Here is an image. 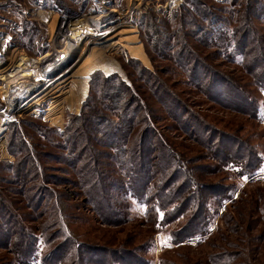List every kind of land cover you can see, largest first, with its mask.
<instances>
[{"label": "rangeland", "instance_id": "obj_1", "mask_svg": "<svg viewBox=\"0 0 264 264\" xmlns=\"http://www.w3.org/2000/svg\"><path fill=\"white\" fill-rule=\"evenodd\" d=\"M250 1L0 0V264H264V74L254 76L264 72V0H255L254 18L251 13L258 62L231 50L221 57L192 39L196 52H210L208 61L240 87L246 101L213 103L181 86L214 141L173 135L177 173L165 180L156 173L149 198L123 201L117 192L97 188L95 204L73 184L49 183L51 193L63 199L59 206L47 194L60 214L43 218L50 209L45 193L34 189L35 179L21 184L19 175L29 156L40 153L48 161L44 172L70 179L69 165L54 161L65 151L51 146L49 137L55 143L71 115L81 112L94 72L129 81L130 58L154 70L152 56L158 55L149 35L160 28L179 47L180 37L172 33L183 5L195 27L214 11L227 18L229 29L242 30ZM129 45H140L145 60L132 55ZM252 52L258 54L255 46ZM247 150L253 154L249 162L241 158ZM36 194L43 199L41 209H34ZM110 197L112 203L105 199ZM52 220L63 226L62 234L56 238L48 225L42 238L43 223ZM19 234L28 242L37 238L38 259L20 260Z\"/></svg>", "mask_w": 264, "mask_h": 264}, {"label": "trees", "instance_id": "obj_2", "mask_svg": "<svg viewBox=\"0 0 264 264\" xmlns=\"http://www.w3.org/2000/svg\"><path fill=\"white\" fill-rule=\"evenodd\" d=\"M246 6L248 9L242 15L245 28L231 30L227 27V18L214 11L207 12L205 22H198L195 27L196 22L192 21L194 16L190 15L191 11L187 4L183 5L181 8L183 12L179 17L180 24L172 33L173 36L180 37L179 47L173 44L171 36L167 39L165 34H162V29V31L160 28L156 29L157 25H153L156 27V33L149 35L150 44L153 45L152 52L158 55L159 61L169 64L159 65L156 56H152L155 69L151 70L138 60L130 58L126 63L129 81L117 73L105 75L97 71L92 74L90 92L81 112L71 115L66 129L59 133V139L55 143V139L49 137L51 146L65 151L54 157V161L69 165L70 179L66 180L67 178L57 174L44 172L48 161L45 155L40 153L29 156V163L22 166V170L25 171L19 174L21 184L36 180L34 189L45 193V201L50 209H46L40 217L45 218L48 213L53 217L60 214L56 211V203L60 206L59 201L63 198L51 193L47 186L49 183L73 184L79 189L80 195L95 204L97 188L106 194L109 191L117 192V196H121L123 201L128 197L145 200L153 191L152 181L156 178V173L160 175L159 177L162 175V180H165L172 171L177 173L179 161L176 158L177 149L173 135L183 133L192 138L205 136L208 140L214 141L215 133L203 119L199 118L200 112L192 109L187 99L183 98L181 86L188 85L213 103L229 105V102L234 103L233 100L236 99H243L245 103L246 99L240 87L208 61L210 52L205 56L198 54L193 40L196 38L199 44L202 43L206 49L213 50L221 57L231 50L244 59L250 57L253 63L258 62L261 50L257 46L251 20V13L253 18L256 14V1L251 0ZM129 46L132 55L145 60L140 45ZM254 46L258 54H252ZM263 74L264 72H256L254 76ZM232 106L236 107L235 104ZM221 134L224 142L226 134L223 132ZM247 151L249 154L241 158L248 159L249 162V157L253 154ZM238 157L239 155L235 154V158ZM104 159L113 160L114 164L104 162ZM29 170L28 175L26 173ZM185 181L190 182V178L186 176ZM187 187L190 188L189 185ZM47 194L56 203L48 201ZM191 194H188L187 198L190 199ZM61 196L64 197L65 194L62 193ZM110 198L105 199L112 203L114 198ZM33 199L36 201L33 204L34 209H41L43 199L40 200V195L36 194L32 201ZM65 205L68 207L67 203ZM199 219L200 215L197 217V220ZM192 222L189 223V227L192 226ZM48 225L56 238L62 234L63 226L58 224L57 220L45 221L40 231L42 238L46 229H50ZM201 233L202 230L196 231V234ZM1 239L2 243L6 242L5 238ZM25 239L26 236L19 234L16 241L18 247L16 252L20 260L31 261L32 257L38 259L39 256L35 255L39 251L36 246L37 238L34 242L33 237L29 238L30 242ZM59 247L66 248L67 244ZM80 250L84 253V246Z\"/></svg>", "mask_w": 264, "mask_h": 264}]
</instances>
